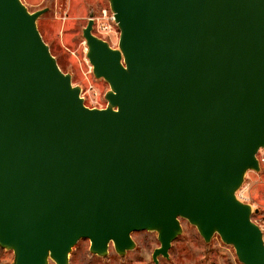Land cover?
<instances>
[{"label": "water", "instance_id": "1", "mask_svg": "<svg viewBox=\"0 0 264 264\" xmlns=\"http://www.w3.org/2000/svg\"><path fill=\"white\" fill-rule=\"evenodd\" d=\"M118 47L83 28L104 108L89 107L22 0H0V247L11 264H69L89 238L124 256L181 218L264 264V232L237 191L264 148V0H109ZM259 209H256L258 212Z\"/></svg>", "mask_w": 264, "mask_h": 264}, {"label": "rangeland", "instance_id": "2", "mask_svg": "<svg viewBox=\"0 0 264 264\" xmlns=\"http://www.w3.org/2000/svg\"><path fill=\"white\" fill-rule=\"evenodd\" d=\"M33 12L48 8L37 19L38 29L49 45L59 67L71 74L73 85L79 86L81 96L89 107L104 108L108 101L106 92L110 89L104 78H97L87 56L88 45L83 36V28L89 18L94 17L93 32L118 47L120 29L109 0H22ZM264 156V148L257 157ZM261 169L248 170L238 194L241 200L253 207V220L264 232V162ZM256 209H259L256 212ZM182 233L169 249V257L159 256L158 264H243L237 257L233 245L225 243L216 233L209 242L200 235L196 226L181 218ZM136 246L124 256L120 255L111 242L109 252L101 256L90 251L89 238H81L70 253L69 264H154L153 251L160 245L157 231L138 230L132 232ZM14 252L0 247V264H11ZM49 264H56L50 260Z\"/></svg>", "mask_w": 264, "mask_h": 264}, {"label": "built area", "instance_id": "3", "mask_svg": "<svg viewBox=\"0 0 264 264\" xmlns=\"http://www.w3.org/2000/svg\"><path fill=\"white\" fill-rule=\"evenodd\" d=\"M111 18H112V19H115L114 14H112ZM261 149H262V148H261ZM259 160H260V162H264V156H263L261 159H259ZM237 196H238L240 199H242V198L240 197L241 195L238 194V191H237Z\"/></svg>", "mask_w": 264, "mask_h": 264}]
</instances>
